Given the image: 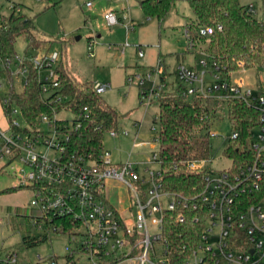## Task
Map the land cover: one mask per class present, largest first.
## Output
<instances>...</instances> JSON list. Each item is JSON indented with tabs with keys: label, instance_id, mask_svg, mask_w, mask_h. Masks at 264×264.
Returning <instances> with one entry per match:
<instances>
[{
	"label": "built area",
	"instance_id": "1",
	"mask_svg": "<svg viewBox=\"0 0 264 264\" xmlns=\"http://www.w3.org/2000/svg\"><path fill=\"white\" fill-rule=\"evenodd\" d=\"M247 12L255 13L252 6ZM102 17L107 27L118 24L113 11L105 12ZM214 31L221 32L222 27L199 28L197 35L208 38ZM185 38L188 49L192 50L193 43L186 30ZM93 44L89 45V58L94 57ZM137 52L140 58L144 56L140 48ZM200 56L205 57L203 53ZM59 58L57 52L37 53L29 58L16 55L18 67L13 73L23 83L28 74L24 61L28 60L38 73L42 97L48 100L61 84L56 73ZM11 65L9 59L0 58V71ZM200 66L206 68L207 61H201ZM214 71L210 83L205 82V71L198 73L182 64L177 65L173 75L175 81L185 86L188 96L215 101V116L218 106L225 107L232 99L241 100L258 111L259 124L249 142L250 154L243 157L236 171H232L230 160V166L219 171L212 169L210 160L185 163L186 171L204 173L201 188L190 197L163 191L159 168L151 169L147 165L139 172L134 164L126 161L118 172L110 169L108 152H101L97 158L91 153L70 152L72 134L88 117L86 108L77 115L67 113L63 121L41 114L33 126L24 122L25 127L21 128L13 118L14 115L22 118L21 113L12 106L6 128H0V174L7 173L16 180L14 188L26 189L32 194L27 207L39 211L40 216L29 218L31 238L43 235L48 240L51 234L66 238L63 264H169L172 250L163 237V216L176 213L182 223L183 209H189L196 212L195 223L201 218L204 226L194 247L178 246V254L184 256L181 264H264V204L236 202L237 198L258 191L264 182V95L254 93L242 81L230 85L221 82ZM163 72L160 60L148 75L132 76L128 82L136 79L142 86L146 79L152 78V73L160 76ZM159 78L160 84L153 81L151 90L141 94L143 98L149 97L150 102L153 96L158 99L167 90L163 76ZM109 88V85H93L97 95ZM0 89H3L2 80ZM50 102L64 100L57 96ZM1 104H7L6 97L1 99ZM122 134L128 136L126 132ZM109 135L118 137L115 131ZM208 136L212 139L217 134L209 131ZM237 139L235 132L228 137L231 141ZM153 141L157 142L158 136ZM157 159L158 153L153 152L147 163H155ZM173 170L176 172L178 168ZM111 182L122 183L132 191V197L120 202L108 188ZM131 199L135 203L134 211ZM9 217L12 219L14 214ZM41 262L38 257L36 264ZM0 264L28 263L15 252L0 249ZM49 264H58L55 256Z\"/></svg>",
	"mask_w": 264,
	"mask_h": 264
},
{
	"label": "rangeland",
	"instance_id": "2",
	"mask_svg": "<svg viewBox=\"0 0 264 264\" xmlns=\"http://www.w3.org/2000/svg\"><path fill=\"white\" fill-rule=\"evenodd\" d=\"M139 2L140 0H0V17L8 18L12 13L11 7L20 9V15L33 23L32 35L50 42L49 52L59 54V59L78 83L110 86L101 94V99L119 114L120 124L116 131L118 137L111 138L109 133L105 135L103 151L110 154V169L118 172L126 161L134 164L139 172L147 165L151 169L157 168L155 163H147V160L159 148L158 143L153 141L159 130L158 125L153 123L158 114V100L153 96L150 102L149 97L143 98L141 95L151 90L153 81L160 84L159 77L167 73V85L173 84L176 88L179 84L174 82L173 74L177 65L182 64L192 67L198 73L205 71V82H212L209 60L201 57L197 48L188 50L184 26L193 19V14L187 3L176 1L168 15L159 21L156 18L146 19ZM88 3L91 7L87 6ZM240 4L245 9L252 6L255 12L253 17L264 22V0H240ZM110 7L116 9L118 18L121 19L114 27H107L102 17ZM97 35H100L99 39H96ZM91 42L94 43L93 58H89ZM138 48L144 55L142 58L138 56ZM12 49L21 58L37 54L28 47L25 37L16 39ZM160 60L166 73H160V76L152 73V78L146 79L142 86H139L136 79L132 83L128 82L132 76L148 75ZM201 61H208V66L201 67ZM262 66L249 70L242 68L239 72H234L231 75L232 83L242 81L247 88L257 93L260 87L264 88V64ZM18 79L19 76H14L16 92L22 90ZM1 92L4 93V90ZM217 112L218 116L212 118L210 126L211 133H216L217 137L210 139L209 143L210 165L213 170L219 171L230 166L225 151L231 128L226 109L221 105ZM65 117L66 114H59V118ZM13 118L17 119L21 128L25 127L19 115H14ZM1 122L0 127H4L2 118ZM123 132L128 136H123ZM15 186V178L7 173L0 174V193ZM108 188L115 192L120 202L132 197V191L120 182H111ZM31 198L32 194L26 189L0 195V249L15 252L28 264H36L38 257L42 259L40 264H49L53 256L58 264H63L65 247L68 245L66 238L51 234L46 242L29 249L21 244L23 236L30 232L29 218L40 216L39 211L27 207ZM131 202L134 211V200L131 199ZM18 207L21 216L10 219L9 216ZM32 234L35 232L32 231Z\"/></svg>",
	"mask_w": 264,
	"mask_h": 264
},
{
	"label": "trees",
	"instance_id": "3",
	"mask_svg": "<svg viewBox=\"0 0 264 264\" xmlns=\"http://www.w3.org/2000/svg\"><path fill=\"white\" fill-rule=\"evenodd\" d=\"M176 1L179 0H140L139 5L146 19L156 18L162 21ZM180 1L186 2L193 14V19L184 26L191 37L193 49L197 48L199 55L201 53L205 55L203 58L209 60L212 72L216 68L214 73L220 77L221 82L232 84L231 75L242 68L249 70L252 67H263L264 22L255 19L254 14H249L247 8L240 4V0ZM217 25L222 27L221 32L214 31L208 38L197 35L199 28H215ZM33 30L32 21L25 16L11 13L8 18L0 17V58L9 59L12 63L11 66L0 71L4 90L2 93L0 89V99L3 97L7 99L6 105L1 104L5 120L9 121L12 106L19 109L23 121L31 126L38 121L41 114H46L50 118L56 116L63 121L64 118H59V114L77 115L86 108L88 117L82 121L80 129L72 134L68 150L78 154L91 153L97 158L103 152L105 135L117 131L120 117L115 110L103 102L101 95L94 92L93 83H78L60 59L56 68L61 82L60 87L54 91L51 98L44 100L38 73L30 62L25 60L28 74L23 83L21 82L22 90L16 92L13 69L18 65L14 60L16 55L12 49L16 39L25 37L28 47L36 53H50V42L36 38L32 35ZM24 57L29 58L27 55ZM209 62L207 61V64ZM168 75L163 76L164 81ZM174 82L179 85L174 88L173 84H168L167 90L157 99L158 114L153 123L159 127L157 141L159 148L155 163L161 171L163 191L190 197L201 188L204 173L186 171L185 163L210 160L208 132L211 129L212 118L215 117L213 112L217 103L198 96H188L185 86L177 81ZM261 88L258 94L264 95V88L263 90ZM57 96L62 97L64 102H50ZM224 108L231 133L238 134L237 140H228L225 151V157L232 162V171H236L243 157L247 158L250 154L249 142L259 124V113L241 100H229ZM174 167L178 168L176 172L173 170ZM20 190L22 189L11 188L1 192L0 195L16 193ZM239 200L247 205L264 204V182L258 191L241 196L236 202ZM183 211L185 218L182 223L177 220L176 213L168 212L163 216V237L169 241L172 250L169 264H181L184 256L178 254V246L194 247L199 242L204 226V219L200 218L195 223L193 217L196 216L195 211L189 209ZM19 216L21 214L18 207L15 209L14 217ZM46 241V236L31 238L28 233L21 239V244L29 249Z\"/></svg>",
	"mask_w": 264,
	"mask_h": 264
},
{
	"label": "crops",
	"instance_id": "4",
	"mask_svg": "<svg viewBox=\"0 0 264 264\" xmlns=\"http://www.w3.org/2000/svg\"><path fill=\"white\" fill-rule=\"evenodd\" d=\"M116 1H117V2H120L121 0H116ZM11 11H12V13L15 14V15H17V14L20 15V9H15L14 7H11ZM16 11H18V12H16ZM107 11H113V12L116 14V17H117V19H118V23L121 22V19L118 18V15H117V11H116V9L110 7ZM107 11H106V12H107ZM134 27H135V26H133V29H134ZM99 38H100V35H97V36H96V39H99ZM165 72H166V70H165ZM166 74H167V73H166ZM1 118H2L3 122H5V126H4V127H0V128L5 129V128H6V120H5V117H4V114H3V109H2V106H1V99H0V124L2 123V122H1ZM114 200H115V199H114Z\"/></svg>",
	"mask_w": 264,
	"mask_h": 264
}]
</instances>
